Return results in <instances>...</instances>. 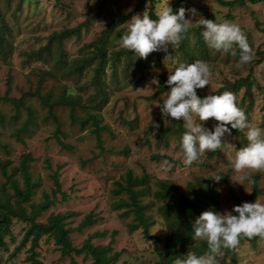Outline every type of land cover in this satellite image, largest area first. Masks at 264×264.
<instances>
[{
  "label": "rangeland",
  "instance_id": "374dc122",
  "mask_svg": "<svg viewBox=\"0 0 264 264\" xmlns=\"http://www.w3.org/2000/svg\"><path fill=\"white\" fill-rule=\"evenodd\" d=\"M177 1L170 0V6ZM168 2L169 0H155L154 4H150L148 11L154 6L152 10L155 13L157 4ZM138 4L139 0H0V6L10 26V43L13 47L10 65L7 66L0 61L2 97L8 92V98L18 99L22 92H34L37 85L34 73L41 69L44 72L53 71L58 75V79H49L44 83L41 94L51 92L52 100H57L66 90L72 91L85 107L96 92L91 85L92 68H89L82 77L73 75L60 79L61 71L54 69L52 63L26 61L24 53L45 46L55 32L82 25L80 38L74 36L63 43V50L72 61L89 54L90 48L86 46L114 26L107 48L111 57L119 54L120 60L115 67L109 63L103 76L107 83L109 104L100 116V125L104 127L101 133V146L92 132L93 127L73 123L67 107L53 108V115L61 130L59 135L56 131L57 123L49 117L48 108L43 106L39 97H27L24 100L25 107L33 112L31 123L27 121L26 109L15 108L10 102L4 101L0 104V114L5 120L3 124L0 123V190L8 176H13L22 184L14 168L19 166L22 155L30 153L34 158V162L31 163L32 179L37 185L32 203L39 204L47 198L52 201L56 197L54 205L38 221L45 223L52 214L69 215L66 220L67 227L75 229L86 216L93 214L99 221L82 232L72 233L71 243L74 247L81 248L91 235L107 232L106 237L92 241L95 246H107L112 234L117 232L113 250L122 254L115 264L158 262L154 240L146 239L141 230L131 234L129 225L133 223L134 216L131 214L126 217L123 215L126 210L116 211L113 208L120 198H126L125 195L116 196L114 190L117 183L124 182L128 171H132L136 177L147 174L153 193L159 190L161 181H172L177 190V199L181 196H190L187 186L196 179L206 180L221 175L224 178L218 184L215 183L214 188L215 191L217 188L222 189L219 193L216 191L218 205L212 203L204 205L200 207L201 212L213 207L221 212L230 210L244 195L252 193L251 183L247 180L244 187L233 185L230 181L234 175L230 160L235 157L239 147L246 146L240 142L238 136H226L224 140L229 144H225L222 150L206 152L189 167L182 163L178 135L171 133L164 141H160L159 137L174 127V122L169 125L164 123L160 109L156 106L160 96L166 92L156 99L147 98L152 97L159 86L167 88L164 81L167 79L168 69L162 63L165 54L156 52L150 54L147 60H137L141 61L142 67H132L127 75L124 70L126 50L117 45V40L127 27L126 22L119 25L118 21L131 13L133 15L143 13L145 7L136 11ZM184 4L182 7H195L206 19L216 18L220 22H235L246 35L251 60L244 64H238L240 56L238 48L235 49V55L213 54L201 38L200 28L196 26L188 32L190 45L188 51L197 55L198 60L209 64L212 73V93L224 88L228 83L232 84L251 75L253 84L251 98L254 106L248 114V119L254 125L264 128V2L251 4L246 1L244 5L236 7L221 6L216 0H184ZM85 23L87 25L83 26ZM171 54V58L166 61L169 69H174L179 62L189 63V58L181 55L179 49ZM153 61L155 67L160 69L159 73L150 70ZM113 69L117 71L115 76L112 75ZM9 76L10 88L7 85ZM154 78L158 81H152ZM209 89L210 85L199 90L206 95L209 94ZM233 96L238 106L244 96V90L238 94L234 93ZM245 99L247 106L249 98ZM85 113L84 108L76 110L77 117H84ZM16 116L18 118L15 119ZM181 121L183 123L182 119ZM213 123L214 121L209 120L206 126L211 127ZM25 125H28L26 129ZM58 138L63 145L58 142ZM3 165H6L7 175L3 173ZM57 170L61 190L68 196L66 202L61 201L60 195L55 196L56 188L52 176ZM253 176L258 177V188L262 192L259 199L264 202V171L251 172L249 179L251 180ZM143 203L150 205L147 212L153 222L150 234L158 240V250L163 252L168 233L165 220L158 213L163 202L155 200L151 195L143 199ZM26 229V224L18 220L13 221L11 236L7 238L6 247L0 250V264H29L27 261L29 246L21 245ZM37 251L42 264H92V259L84 254L62 256L54 241L46 238L41 240ZM219 264H264V240L253 244L245 241L239 243L234 257L223 253L219 257Z\"/></svg>",
  "mask_w": 264,
  "mask_h": 264
},
{
  "label": "trees",
  "instance_id": "16d2710c",
  "mask_svg": "<svg viewBox=\"0 0 264 264\" xmlns=\"http://www.w3.org/2000/svg\"><path fill=\"white\" fill-rule=\"evenodd\" d=\"M148 0H139V4L136 7V11L144 9L146 2ZM218 4L224 7H236L244 5L245 2H250L251 4H258L264 2V0H216ZM155 0H152L154 4ZM184 0H178L172 8L176 10L179 7L184 6ZM154 6L151 7L149 11L152 14V18L155 19ZM133 14L124 16L118 21L119 25L125 23ZM117 24V25H118ZM87 23L83 24L86 26ZM118 25V26H119ZM81 27L77 26L73 29H66L60 32H55L49 37L48 43L40 47L37 50H32L25 52L24 56L26 61H47L52 63L54 69H60L61 78L72 77L76 75L82 77L85 72L92 68L93 78L91 80V85L95 88L96 92L89 103L85 107L80 98L75 96L72 91H65L57 100H52L53 95L51 92L46 94H41V90L49 79H58V75L54 74L53 71H41L37 69L36 78L37 85L34 92L23 93L20 98H8L7 95L0 96V104L2 102H10L15 108H24L28 114V123H31L33 118V112L30 108L25 107L24 100L29 97L34 96L39 97L41 103L44 107L48 108L49 117L52 118L57 123L55 116L53 115V108L62 106L67 107L70 113V117L73 123H80L83 127L91 125L92 132L95 135L98 145L101 146V133L104 130L101 124V112L109 104V94L107 91V83L103 76L106 74V68L109 67V63L115 67L120 60L119 54H115L111 57L108 53L109 37L112 33L111 26L107 32L103 33L94 42L88 44L86 47L90 48V53L76 58L72 61L63 50L64 41L73 38L81 37ZM188 34L181 41L179 52L181 55L189 58V63L192 61H197V55L191 54L188 50L190 49ZM11 30L7 21L5 12L0 6V61L3 64L9 66V60L13 54V47L10 40ZM125 52V74H129L132 67L141 68V61H135L131 56L130 52ZM202 55L204 53H201ZM203 57V56H202ZM117 74L116 70H112V75ZM126 75V76H127ZM251 75L247 78L239 79L234 83H228L224 88L219 89L214 94H220L224 91H229L232 94H238L244 90V96L238 105L239 108L243 109L248 117L250 110L253 108L254 103L252 102V80ZM7 85L11 86V78L8 77ZM168 88L159 86L157 92L152 96L147 98L148 100L156 99L162 93L166 92ZM9 91V90H8ZM198 91V95L203 97L204 95ZM246 97L249 98V103L246 106ZM78 108L86 109L84 117H77L76 110ZM15 119L18 116L14 117ZM4 118L0 114V123H4ZM16 121V120H15ZM174 127L172 129L166 130V134L159 137L160 141H164L169 134L173 133L175 136L181 137L185 131L182 121H173ZM28 126V125H27ZM25 125V129L27 127ZM22 128V130H25ZM57 133L60 135V126L57 123ZM232 135L238 136L240 142L244 145L247 144L246 138L243 133H239L236 130H232ZM60 137V136H59ZM58 142L63 145L60 138ZM34 162L33 156L29 154H24L21 156V161L18 167L14 168L15 173L19 174L22 184L16 180L13 176H8L5 184L2 185L0 190V250L4 249L7 244V238L11 236V226L14 220H18L26 224L27 229L22 241V246H29L27 261L29 264H42L39 260V252L37 251L42 239L53 240L55 245L59 247L61 255L64 257H71L72 254L75 255H86L92 259V264H115L120 258L122 252H115L113 250L114 239L117 232L112 234V239L107 246H95L92 241L99 238H104L107 232L95 233L91 235L86 241H84L81 248H76L72 245L70 236L74 232H82L84 229L95 225L99 219L95 218L93 214H89L80 223V225L73 229L67 227L66 220L69 215L63 214H52L48 217L45 223L39 222L38 219L43 216V214L52 207L56 201H50L48 198L39 204L32 203V196L37 187L33 182L31 174V163ZM47 163H49L47 161ZM3 173L7 175L5 170L6 165H3ZM50 167V164H48ZM55 185V196L60 195L61 201H68V196L62 192L61 184L59 181L58 170L52 176ZM209 179H196L194 182L188 184L187 190L190 196H181L179 199L176 198L177 190L175 184L172 181H161L159 183V190L153 193L150 186V178L147 174H143L141 177H136L132 171H128L124 182L117 183V188L114 190L116 196L125 195L126 198H120L119 202L114 204L113 208L116 211L126 210V217L129 215L134 216V221L129 225V232L132 234L138 230L142 231L143 236L148 240H154L155 250L158 254L157 264H174L176 261L182 260L184 255L188 252L200 255L207 250V245L204 241L193 240L192 239V224L195 219L200 215V207L204 205H209L212 203L218 205L217 193L215 191V183ZM251 187L252 193L250 195H244L242 199L238 200V204L243 201L254 202L257 197H259L262 192L258 188V177H251ZM155 200L163 202L158 209L159 215L165 220L168 233L164 241V250L160 252L158 250V240L150 234V227L152 226V220L148 216V211L150 209L149 204H144L143 199L151 196ZM29 208V209H28ZM259 240H264L259 237L241 238L239 243L248 242L256 243ZM238 243V244H239ZM238 246V245H237ZM236 246V248H237ZM235 249H225L223 253L226 255H231L234 257ZM74 264V263H72Z\"/></svg>",
  "mask_w": 264,
  "mask_h": 264
},
{
  "label": "clouds",
  "instance_id": "9594fccd",
  "mask_svg": "<svg viewBox=\"0 0 264 264\" xmlns=\"http://www.w3.org/2000/svg\"><path fill=\"white\" fill-rule=\"evenodd\" d=\"M151 2L148 0L143 13L134 14L126 21L127 27L117 40L118 47L131 52L135 61L147 60L156 52L165 54L162 63L168 69L164 81L168 90L160 96L156 106L166 125L183 120L185 131L180 137L179 147L185 167L192 166L206 152L222 150L225 144H229L224 138L231 136L232 130L244 134L246 146L239 147L230 160L234 174L230 181L244 187L246 180L252 182L249 179L251 172L264 171V128L248 119L231 92L212 93V73L206 61L179 62L174 69H169L166 61L171 58V52L180 47L189 30L196 26L213 54L235 55L238 48V64H244L251 60L246 35L237 23L206 19L195 7L174 10L170 0L166 4H157L156 18L153 19L148 11ZM150 70L160 72L154 61ZM209 85V94L198 95L197 90ZM209 120L214 121L211 127L206 126ZM223 178L215 175L210 180L218 184ZM216 191L219 193L222 189L217 188ZM245 237L264 239V202L259 197L254 202L243 201L233 205L230 210L221 212L213 207L200 213L192 224V239L204 241L207 250L200 255L188 252L177 264H219L223 250L235 249L240 239Z\"/></svg>",
  "mask_w": 264,
  "mask_h": 264
}]
</instances>
